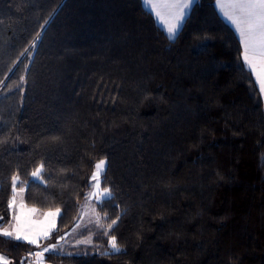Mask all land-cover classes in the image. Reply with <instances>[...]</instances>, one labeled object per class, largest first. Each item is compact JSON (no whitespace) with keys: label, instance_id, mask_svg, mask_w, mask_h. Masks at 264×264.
Returning a JSON list of instances; mask_svg holds the SVG:
<instances>
[{"label":"trees","instance_id":"1","mask_svg":"<svg viewBox=\"0 0 264 264\" xmlns=\"http://www.w3.org/2000/svg\"><path fill=\"white\" fill-rule=\"evenodd\" d=\"M215 1L170 39L140 0H0V228L13 177L59 210L39 245L0 234L10 264L73 227L103 158L117 223L47 264H264V104Z\"/></svg>","mask_w":264,"mask_h":264},{"label":"rangeland","instance_id":"2","mask_svg":"<svg viewBox=\"0 0 264 264\" xmlns=\"http://www.w3.org/2000/svg\"><path fill=\"white\" fill-rule=\"evenodd\" d=\"M245 64L247 65L246 68L248 70H252L253 73H256L254 62H251L249 64L247 61H245ZM264 64V62H262ZM251 71V72H252ZM253 73L252 76H253ZM255 75V74H254ZM258 88V87H257ZM260 91V90H259ZM261 92V91H260ZM262 94V95H261ZM261 99H264V92L260 93ZM262 104H264V100H262ZM104 161L103 165L101 166V169L99 171V176H98V181H94L92 179L93 174L97 172L96 165L100 162ZM107 165V161L105 158L98 160L95 163L93 172L90 176V188L87 191L85 195L84 201L80 204L79 206V213L76 218L75 224L73 227L64 233L61 237L57 239L55 243H50V244H43L42 247L28 255L27 257L24 258L22 264H47L45 261V255L48 253H56V254H69V249L72 247H76L78 245H89L91 243V235L87 236H79V233L84 229L85 227H88L90 225H96L101 228L109 229L106 228L103 225V218L101 215L96 211V204L100 203L101 201L97 199V197L100 195L104 187L101 185V177L102 174L105 171ZM41 172V171H40ZM34 180H41L40 178V173L37 177H33ZM97 182L99 183V189L96 188ZM95 193V195H93ZM23 189L17 188L16 186L13 187V195L10 200V228L9 231L12 233V236L14 239L17 235H19L21 238L17 241H22L29 243L31 245H39L41 242H44L45 239L49 238L50 234L55 231L54 230L45 236L43 240H39L35 238L37 233H35L36 225L35 222H37L29 213H23V211L20 210V206H23ZM32 208V207H31ZM31 210L35 211V208H32ZM16 212V217L12 216V212ZM47 218H56V222L58 219L59 211L58 209H53L50 211H46ZM8 225V224H7ZM6 225V226H7ZM34 234V238H31V234ZM0 234H2L1 228H0ZM8 238V237H7ZM24 239V240H22ZM32 239V240H31ZM37 239V240H36ZM28 241H35V243H30ZM55 247H52V246ZM45 249H48V251H45ZM105 252H116L111 248V245L109 243V238L107 240V248L104 249ZM39 253L40 255H37ZM0 257H3V260H0V264H10L8 257L0 253Z\"/></svg>","mask_w":264,"mask_h":264},{"label":"crops","instance_id":"3","mask_svg":"<svg viewBox=\"0 0 264 264\" xmlns=\"http://www.w3.org/2000/svg\"><path fill=\"white\" fill-rule=\"evenodd\" d=\"M140 1H141L142 5L144 6V8L151 14L154 22L164 31V33L170 39H173L178 34V32L180 31L186 17L188 16L191 8L193 7V5L195 3V0H192L189 7L184 10L183 19L179 23V26H178L176 32L173 34V33L168 32V27L172 24L177 23V21L175 19L177 9L175 7H172V5H175L178 2H185V0H140ZM238 2H239V0H216L215 1V8H216V11L219 14V16L233 30L237 39L239 40L240 45H241V49H242V60H243V63L246 67L247 65L245 64V60H244V44L242 42V38H241L240 33L237 30L236 26L233 24L232 20L229 19V16H233L234 18H239V16H240L239 10L232 7L233 4L238 3ZM157 12L160 13L159 16H157ZM250 59H251V62H254V64H252V65H254L256 73H253L252 70H249V71L250 72L252 71L251 73H253V78H254L255 83L258 87V90H260L261 92H264L261 90V84L264 83V64H262V62H264V60H262L258 56H252L251 54H250ZM262 98H264V97H262ZM262 100H264V99H262ZM23 203H24V201H23ZM22 205L23 206H20V210L23 211V213L31 214V216L37 221V222H35V225H36L35 226L36 227L35 233H37L38 235H36L35 238H37L39 240H43V238H45V236H47V234L49 232L51 233L54 230V228L56 226V218L55 219L53 218V220H52V217L48 219L46 212H42V211H39L37 209L35 211H33V210H31L32 208L28 207L25 203ZM12 216L16 217L15 211L12 212ZM10 222L7 226H5L4 228L1 229L2 235H3V232L5 230L9 231L10 228H8V227H10L9 226ZM3 236H5V235H3ZM33 236H34V234L32 233L31 238H34ZM5 237L14 239L13 236H5ZM14 240H16V239H14ZM22 240H24V239H22Z\"/></svg>","mask_w":264,"mask_h":264},{"label":"snow or ice","instance_id":"4","mask_svg":"<svg viewBox=\"0 0 264 264\" xmlns=\"http://www.w3.org/2000/svg\"><path fill=\"white\" fill-rule=\"evenodd\" d=\"M192 0H185V2H178L172 7L177 9L175 19L176 24H172L168 27L169 33H175L179 23L182 21L184 16V10L187 9ZM233 8L238 9L240 16L239 18H234L229 16V19L232 20L233 24L236 26L237 30L240 33L242 42L244 44V60L251 64L250 54L252 56H258L264 60V0H239L238 3L232 5ZM160 13L157 12V16ZM37 39H39V34H37ZM23 79V78H22ZM261 90L264 91V83L261 84ZM104 161H100L96 165L97 172L93 174L92 179L98 181L99 171ZM43 166H41L42 168ZM41 168H38L32 173L33 177H37L41 171ZM16 177H13V186H15ZM96 188L99 189V183L97 182ZM95 195V193H93ZM111 196V191L109 188H104L100 195L97 197L98 200L103 202ZM59 211V210H58ZM119 219V218H117ZM117 223V220H113L111 224L108 225V228L111 229L113 225ZM3 235L12 236V233L9 231H4ZM19 240L21 237L17 235L15 237ZM30 243H35V241H29ZM109 243L111 248L117 252L120 251V247L117 243L116 237L110 236ZM52 247H55L54 245ZM48 251V249H45ZM37 255H40L37 253ZM0 260H3V257H0ZM6 264V262H5Z\"/></svg>","mask_w":264,"mask_h":264}]
</instances>
